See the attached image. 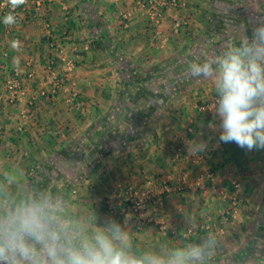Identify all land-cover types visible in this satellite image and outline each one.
Returning a JSON list of instances; mask_svg holds the SVG:
<instances>
[{
    "label": "crops",
    "instance_id": "obj_1",
    "mask_svg": "<svg viewBox=\"0 0 264 264\" xmlns=\"http://www.w3.org/2000/svg\"><path fill=\"white\" fill-rule=\"evenodd\" d=\"M36 1L27 0L20 8L22 15L32 21L30 24L23 22L22 25L5 26L3 12L0 11V45L11 46L12 41H19L18 51L13 48L9 50L11 53L18 52L21 63L29 59V49L32 48L31 53H36L35 66L39 68L42 61L39 48L48 41L43 25L47 21L51 24L55 42L69 41L68 45L79 48L75 53L71 51L77 64L75 76L79 80L83 100L91 106L88 112L98 117H87L78 122L72 119L59 121L53 115H57L56 109L59 112L65 106L63 96L39 100L28 109L26 100L34 94L29 86H24L26 97L19 107V111L32 112L30 115L42 120L47 118L41 121L43 124L34 119L32 126L36 127L29 128L30 133L34 132L35 139L38 138V125L48 129L45 135L41 133L40 139H37L42 140L39 151L36 148L39 155L35 150L31 151L35 158L54 153L57 158L54 171L59 175L64 166V162H59L62 159L59 157H76L75 165L81 159L82 166H88L86 172L90 174L87 177L94 180L98 177L93 183L96 185H93L96 187L94 191H88L90 189L83 184V191L92 192L90 195L94 200L91 197L88 200L87 193L83 194L85 198L82 201L78 197L65 198L71 212L83 215L93 211L98 217L96 223L101 226L105 217L124 225L125 218L129 217L122 212L127 207L128 189L141 188L147 180L166 175L161 177L169 182L172 192L163 196L161 215L156 216L162 225L152 223L140 230L137 221L131 217L128 219L127 227L137 250L199 243L207 235L201 227L211 222L217 227L215 233L218 238L211 264H264V149L248 151L235 143L221 142L219 137L222 130L218 118L208 120L188 116L193 112L197 114L196 107L201 102L216 96L214 80L193 78L188 71L189 62L198 57L203 60L206 56L219 54L224 43L232 36L247 34L251 37L253 28L264 20V0H186L194 7L168 10L159 30L154 29L149 19L134 9L139 0H64L67 7L63 9L68 8L71 13L68 25L64 23L59 0H49L50 3L45 4L39 14L34 8ZM130 11H134V17L127 29L119 14ZM178 22L183 23L181 29L175 26ZM86 46H91V51L85 50ZM112 49L115 50L114 55L110 53ZM171 71L182 79L180 87H154L151 103L141 99V95L144 96L147 89H151L148 84L144 86L132 80L128 87L119 85L118 75L123 79L125 76L149 78L155 73L170 80L173 76ZM128 88L132 89L130 94ZM173 93H180L174 102L170 101ZM129 95L131 100L127 101ZM158 95L169 101L155 102L154 98ZM174 105L177 111L171 110ZM7 107L4 101H0V124L4 128L9 127L5 131L11 130V120H14L1 117L3 112L8 111ZM14 112L16 114L17 111ZM189 122L199 129L197 133H187L191 125ZM93 126L94 131L89 133L88 129ZM32 136H29L30 140ZM9 137L8 141L4 138L1 143L6 149L1 152L2 159L10 156L7 152H15L14 145L8 143H21L19 138ZM96 140L99 145L105 143L100 153L93 145ZM191 141L206 143L205 154L208 153L212 159L220 158L217 163L212 162L219 171H216L215 181L208 184L211 188L205 191L195 186L176 191L180 179L190 174L186 171L190 165L184 161L189 158L188 142ZM224 147L240 153L236 152L238 154L234 156L238 159L234 158L232 163L221 167ZM179 150L182 162L175 166L171 159L176 162L172 156L176 151L180 153ZM92 151H95L93 157L97 159L92 163L96 165L93 169L90 161ZM156 155L163 156L162 163L156 161ZM16 167L11 166V169L23 173ZM78 168L75 166L71 170L77 171ZM189 183L192 185L190 180ZM218 192H222V198Z\"/></svg>",
    "mask_w": 264,
    "mask_h": 264
},
{
    "label": "clouds",
    "instance_id": "obj_2",
    "mask_svg": "<svg viewBox=\"0 0 264 264\" xmlns=\"http://www.w3.org/2000/svg\"><path fill=\"white\" fill-rule=\"evenodd\" d=\"M5 26L16 23L15 9L27 0H7ZM11 47L19 50L20 42ZM18 64V61L16 62ZM193 78L214 80L213 112L220 120V141L251 151L264 149V20L247 34L230 37L219 54L190 61ZM205 142H188L190 156ZM23 185L21 174L7 170L0 179V264H211L218 245L209 230L199 243L137 250L132 233L111 217L104 224L91 211L78 215L63 194L51 187Z\"/></svg>",
    "mask_w": 264,
    "mask_h": 264
},
{
    "label": "rangeland",
    "instance_id": "obj_3",
    "mask_svg": "<svg viewBox=\"0 0 264 264\" xmlns=\"http://www.w3.org/2000/svg\"><path fill=\"white\" fill-rule=\"evenodd\" d=\"M59 1L61 3V6H62V11L64 12L63 7L64 6L67 7V3L64 0H59ZM48 3H50V2L49 1L44 2L42 4L41 9H43L44 6H46ZM181 3L182 4L178 8H175V9H179L180 7H186V8H189V7L191 8V6L194 7L193 4L191 5L189 3H186V0H181ZM34 8L38 14L41 13V11L39 10L40 7H37L36 2H35ZM168 10H170V9H168ZM166 12H165V14H166ZM21 14H23V13H21ZM165 14L163 17V23H164V19H165ZM34 16L35 15L33 14V17ZM21 17H22L21 20L17 21L15 24H13L14 26L15 25H22L21 23H23V22H26L27 24L32 23V21H28L29 19L26 16L22 15ZM37 17H39V16H37ZM119 17H120V15H119ZM46 22H44L43 25H44V30L48 34L49 31H48V28H46ZM163 23H162V25H163ZM162 25H161V27H162ZM182 26H183V23L180 22V26L177 29H181ZM152 27H153V25H152ZM161 27L158 28L157 30L161 29ZM47 37H48V35H47ZM64 37H66V35H64ZM48 40H49V38H48ZM45 42L47 44L45 46H41L39 48L41 51L39 49H37V51L39 50L41 52V55H42V57H41L42 61L40 62L39 68L38 67L36 68V66H35V59H36L35 55H36V53H31L32 48L29 49V51H30L29 59H27V61H25V63H21V58H19V56L17 54L18 52L17 53H11V50H9L10 48L12 49L11 46H7L3 43L0 45V73L3 71V74L2 73L0 74V101H4L5 104L8 106L7 107L8 111L6 110L7 113L3 112V114H1V117L5 116L6 118H10V119L14 118V120H11V122H12V126L15 128V129H13V127H12V128H10L11 130L5 131V128L9 129V127L4 128V126L2 124H0V156H1V152L3 150H6V149H4V147H2V144H1L3 142L2 140H4V138H6L8 141L9 136L12 139H13V137H15L16 139L19 138L20 142H21L20 145H18V143L14 144L13 141H11L10 143L7 144V145H9L12 143V146L14 145L13 150L15 152H11V151L7 152L10 154V156L9 157L5 156L4 157L5 159H2L0 157V175L3 173L4 170L8 169V166L10 167V169H8V170H12L11 166H15V167L17 166L16 169L20 168L21 171H23V173H21V177L23 179V185H21L20 187H26L29 184L35 185L37 187L47 186V187H51L53 189V191H56L58 189L63 194L64 199L65 198L72 199L74 197H78V199L79 200L81 199V201L83 198H85V196L83 197V194L87 193L88 194L87 199L89 200V198L91 197L90 199L94 200V198H92L93 196L90 195L92 192L83 191V189H84L83 184L85 183V187L86 188L88 187L90 189L88 191H92V190L94 191L96 189V187H93V185L95 184L94 182L96 181V179L98 177H95V180L92 177H90V178H89V176L87 177V175L90 174V173L86 172L88 166H86V165L82 166L81 159H80V162L78 164L76 163V165H75L74 160L76 159V157L67 158L66 155L64 157L63 156L59 157V158H62V159H59V162H64V166H63V170L60 171V174L57 175L56 172L54 171V169L56 168L54 166V161L57 160V158L54 157V153H52L51 155H48V154L43 155L42 158H41V156L35 158L36 155L33 156V154L31 153V151H34V150L36 151V148L39 151V149H40L39 145L42 144V143H40V142H42V140H37V139H40L41 133L43 135H45V132L48 129H46V127L44 125H43V127H38L39 126L38 125L37 126L38 131L36 134L38 136V138L35 139L34 138V132L31 131V133H30L29 128L30 127L31 128L36 127L35 125L32 126L35 123L34 119H37L38 122H41L44 119L47 120V118H45L43 116L44 118L42 120V118H40V117L37 118L36 115L35 116L30 115L32 112L27 113V111H24V110L19 111L20 104H21L22 100H24V98L26 97L25 96L26 93L24 91V86L26 88H28V86H29L34 91L33 97L27 98V100H26L28 107H29L28 109H30L31 106H34L35 102H37V101L39 102V100H42L45 98L51 100L53 98H59V97L63 96V98H64L63 100L65 101L64 102L65 106H63V109L60 110L59 112H58V109H56L57 115H53V117L58 118L59 121L68 122L72 119L73 121L78 122V121H81L82 119H85L87 117L88 118L98 117L96 115H93L92 112L91 113L88 112V110L91 109V106H88L85 102L86 100H83L84 98H82V94H81L82 90L80 87V83H79V80L77 79V77L75 76L76 67H77L76 62H75V66H76L75 71L73 73H71V75L69 76V80H65L63 82L62 80H60V77L64 76V74H65L64 68L65 67H63L61 65V63L60 64L58 63L59 58H58L57 54L53 51V48H51L50 45H48L49 41L46 40ZM64 43L65 42H63V43L58 42V44H60L66 48L65 50H66L67 54L70 56H71V53H73V52H71L73 50V47H76L77 51L79 50L78 46L68 45L69 41H66L65 44ZM33 48L35 49V47H33ZM45 48L47 50H45ZM24 49H26V48H24ZM90 49H91V46L85 47V50L89 51ZM77 51H74V53ZM110 53H112V54L115 53V50L112 49ZM50 58L55 59L56 64L58 63L56 65V70L58 71V74L60 77L57 76L56 80H54V78H51L46 73L48 59H50ZM17 61H18V64L16 63ZM40 68L42 71H40ZM160 68L162 69V67H160ZM14 69H18L20 71L19 76H15ZM156 69L159 70V67H156ZM37 71L39 73H37ZM171 72H172L173 76L170 77V80H168L169 78L164 79L163 77H161V76L159 77L157 74L153 73L154 76H151L149 78L148 77L146 78L145 76H138L137 78H139V79H136V81H142L144 86H145L146 82L147 83L149 82V84H150L149 87H151L152 91H154L153 90L154 87H156V88L158 87V84L161 83V85H163L162 82L166 83L167 81H170V83H172V89H173V87H175L177 89L178 87H180V83H181L182 79L180 80V77H176L177 74L175 73V71H171ZM15 77H16V79L20 80V83H21L20 89L17 91V94L14 93L13 91L9 90V86L12 84L11 82ZM127 77L128 76H125L124 77L125 79H123V78H121L120 75H118L119 85H126V87H128L127 84L130 83V81L135 80L132 77H131L132 79L130 77H128V78ZM61 78H63V77H61ZM64 78L66 79V76H64ZM54 83H59L60 89L56 88L55 89L56 93H54L51 97L46 96V97L42 98L39 95L41 89H43L47 93H52V91H54L53 86H52ZM187 86H189V84H187ZM64 89H66L67 91H64ZM128 90H129L128 94H130L132 89L128 88ZM179 94L180 93H177V95L175 93L171 94V96H173V97H172V100H170V101L174 102L175 101L174 98L179 97L180 96ZM189 96L192 97L193 95L189 94ZM130 97H131V95H129V98L126 100L127 101L131 100ZM215 97L216 96H213L210 100H208V101L206 100V102H203V103L201 102L198 105V107H196V113L197 114H193L194 113L193 112L191 115L189 114L188 116L191 118H194L193 116H195V117L200 116L202 119H208V120H210V118H215V117L218 118L214 114V112L212 111L213 110V104L215 101ZM154 99H155V102H158L161 100L162 101L164 100V102L169 101L168 99H164L160 95L156 96ZM108 100L110 101V100H112V98H110V99L108 98ZM112 101L114 102L115 99H113ZM10 110L12 113L10 112ZM15 110L17 111L16 114L14 112ZM171 110L177 111V107H175V105H174ZM173 111H172V114L174 115ZM63 112L66 115L62 114ZM14 115H15V117H14ZM97 115H98V113H97ZM189 123H191V125H190V127L188 126L187 133L188 134H192V132L197 133V131H199V129L195 128L194 127L195 124H193L192 122H189ZM220 123L221 122L218 118L219 127H220ZM41 124H43V123L41 122ZM94 129H95L94 126L90 127L88 129L89 133L94 131ZM30 135L31 136L33 135L31 140L29 138ZM87 135H88V133H87ZM95 135H97V133ZM82 136H83V134H82ZM10 137H9V139H10ZM79 141H80V139H79ZM43 144H44V146L47 145L46 143H43ZM92 144H93V142H92ZM102 144L99 145L97 143V140L93 144L96 147L95 150L97 153L98 152L100 153L101 151H103L101 146H104L105 143L102 142ZM36 154L39 155L38 152ZM93 155H95V151L94 152L92 151V153H91V159H90L91 164L95 163L97 161V159H95L93 157ZM187 157H189V158H187L188 160L185 159L184 162H187L190 165V167H187V169H186V171L190 172V174H187V177H182L180 179L179 183L180 182L182 183V181H184V180L187 182H189V180H190L191 183H193L196 181L197 177L203 176V174L207 170H210L211 173L213 174V179L211 181H208L205 178L204 185L201 189H203L205 191L207 188H211V186L208 184L215 181L216 176H217V175L215 176V174H217L216 171H219V168L215 167V165L213 163H215V162L217 163L218 161H220V158H217V159L213 158L212 159V157H210L208 155V153L205 154V151H204V153L203 152L198 153L196 156H190L188 153ZM200 157H201L202 161H200L196 164L195 163L196 159L200 158ZM156 158H157L156 161L158 163H162L164 160L163 156L158 157V155H156ZM172 158H175V161H176V162H173L174 159H171L173 165L178 166L182 162L181 151H180V153L176 151L173 154ZM67 164H70V166H68ZM75 166H79L78 170L72 171L71 168H75ZM94 167H96L95 164L91 167V169H93ZM67 168H69V170H67ZM83 170H84V172H83ZM68 171H70V172L68 173ZM191 173L193 175H191ZM223 174H227V173L223 172ZM189 175H191V176L189 177ZM161 176L163 177L166 175H161ZM161 176H158V178L155 177L157 179L147 180V182L148 181H154L156 188H159L160 185H162L163 183H166L171 188V186L168 184L169 182L163 180V178ZM0 179H1V176H0ZM179 183H178V187H179ZM236 184L239 185L238 183H236ZM94 186H96V185H94ZM143 187H141V188H143ZM133 188H139V187H133ZM237 190L239 191V189H237ZM176 191H179L178 188L176 189ZM232 192L234 193L237 191H232ZM69 193H70V195L68 196L67 194H69ZM218 194L221 197L222 192H218ZM223 197H224V195H223ZM161 207H162V204L155 207V209H157V216L161 215V213H159L162 211ZM122 212L125 215H128L129 217H131L134 221H137L138 222L137 225L140 228V230L149 226L147 224V222L138 220L135 216H132L133 214L131 212H129L126 208H123ZM204 226H210V228L213 229V232H215L217 230V227L213 226V223L211 224V222H207V223H204V225L201 227V230H203L204 234L208 233V231H209V230H205L203 228Z\"/></svg>",
    "mask_w": 264,
    "mask_h": 264
},
{
    "label": "built area",
    "instance_id": "obj_4",
    "mask_svg": "<svg viewBox=\"0 0 264 264\" xmlns=\"http://www.w3.org/2000/svg\"><path fill=\"white\" fill-rule=\"evenodd\" d=\"M46 1H49V0H37L36 1V5L37 7H40L39 8L40 11H41L42 4ZM114 1L117 2L118 0H114ZM181 4H182L181 0H139L134 9L142 13L144 16H146L151 22V24L153 25V27L155 29H158L161 27L163 23V17H164L165 12L168 9L178 8ZM63 10H64V17H63L64 23L68 25L70 22L71 13L68 12V8H64ZM0 11L3 12V17L6 14H8L10 11H12L10 6H8L7 0H0ZM21 13L22 12L19 7L15 9L14 15L16 16V22L21 20L22 18ZM133 13L134 11L121 12L119 14L122 24L125 27H129V24L132 21V18L134 17ZM175 26L176 28H178L180 26V23L178 22ZM46 28H48V31H49L47 34L49 38L48 45H50V47L53 48V51L57 54L59 58L58 63L59 64L61 63V65L65 67L64 76H66V79L64 78V76H61L63 78L59 76L58 71L56 70V65L58 63L56 64V61L53 58L48 59L46 73L51 78H54V80H56L58 76L60 77V80L64 82L65 80H69V76L71 75V73L75 71V67H76L75 61L72 56L67 54L65 50L66 48L64 46L56 43L52 39V36H51L52 33L50 31L51 24L49 22H46ZM73 50L77 51V48L73 47ZM18 71H19L18 69H14L15 76L20 75V71L19 72ZM11 83H10L11 85L9 86V90L17 94V91L20 89V85H21L20 80L16 79L15 77ZM52 86L54 90L52 91V93H47L46 91L41 89L39 95L42 98L46 96L51 97L54 93H56L55 91L56 88L60 89L59 83H54ZM64 91H67V90L64 89ZM200 161H202L201 157L197 158L195 163L197 164ZM205 178L208 181H211L213 179V174L211 173L210 170H207L203 174V176L198 177L196 181L192 183V185L185 180L182 181V183L179 184L178 190L181 191L186 188L189 189L190 186H195L197 189L199 188L201 189L204 185ZM171 192H172V189L166 183H163L162 185H160L159 188H156L154 181H148L143 188L130 187L126 194L127 195L126 197L127 207L125 208L129 212H131L133 214L132 216H135L138 220L147 222V224L156 223L157 225H162L161 222H159V220L156 219L157 209H155V207H157L158 205H161L163 202V196ZM203 228L205 230L213 231V229L210 228V226H204ZM161 229L163 230L164 228L161 227Z\"/></svg>",
    "mask_w": 264,
    "mask_h": 264
},
{
    "label": "trees",
    "instance_id": "obj_5",
    "mask_svg": "<svg viewBox=\"0 0 264 264\" xmlns=\"http://www.w3.org/2000/svg\"><path fill=\"white\" fill-rule=\"evenodd\" d=\"M22 6H20L19 8H21ZM41 11H42V9H41ZM133 78V77H132ZM131 78V79H132ZM134 79L136 80V79H139V78H137V77H134ZM166 79H168V78H166ZM169 80V79H168ZM140 82V84H143L141 81H139ZM129 84V83H128ZM133 84H135V82L133 83ZM132 84V85H133ZM137 84V83H136ZM146 84H148V85H150L149 83H147L146 82ZM145 84V85H146ZM162 84L163 85H161V83L160 84H158V88L159 87H162V86H166V87H169V86H172V83H170V81H167L166 83L165 82H162ZM130 85V84H129ZM151 89H147V93L148 94H146V92H145V94H144V96L143 95H141V99L142 100H146V103L147 102H149V103H151V99H152V97H153V94L151 93ZM149 98V99H148ZM236 152H238V153H240V151H231L229 148H227V147H224V149H223V151H222V156H221V161L223 162L220 166L222 167V166H224V165H226V164H229V163H232V161L234 160V158H239V157H234V156H236L238 153H236Z\"/></svg>",
    "mask_w": 264,
    "mask_h": 264
}]
</instances>
